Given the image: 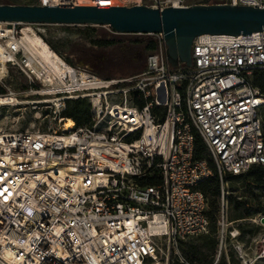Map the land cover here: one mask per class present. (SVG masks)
I'll return each instance as SVG.
<instances>
[{
	"label": "built area",
	"instance_id": "obj_1",
	"mask_svg": "<svg viewBox=\"0 0 264 264\" xmlns=\"http://www.w3.org/2000/svg\"><path fill=\"white\" fill-rule=\"evenodd\" d=\"M31 1L102 6L101 0ZM212 3L264 8V0L107 6ZM20 25L0 22V83L11 66L48 86L22 43ZM151 35L157 45L139 73L103 78L66 64L53 77L62 104L88 100V124L71 119L66 129L63 118L44 133L0 127V264H192L180 245L208 233V201L197 185L213 174L206 159L195 157L196 134L221 182L226 173L264 165V94L251 81L255 70H264V31L197 36L191 66L178 61L176 67L167 61L163 35ZM223 192L221 186V238L228 224ZM234 248L242 257L241 246Z\"/></svg>",
	"mask_w": 264,
	"mask_h": 264
},
{
	"label": "rangeland",
	"instance_id": "obj_2",
	"mask_svg": "<svg viewBox=\"0 0 264 264\" xmlns=\"http://www.w3.org/2000/svg\"><path fill=\"white\" fill-rule=\"evenodd\" d=\"M31 0H0L3 4H30ZM88 25H54V24H21L17 30L28 29L35 32L46 44L51 42L59 52L53 51L66 63L65 58L71 59L74 64L97 74V72L108 74L125 66L126 61L138 62L141 59L136 48L126 45H116L107 48H100L94 44L97 38L87 30ZM99 30L107 31L103 26H90ZM46 40V41H45ZM48 45V44H47ZM49 46V45H48ZM50 47V46H49ZM51 48V47H50ZM127 75H114L116 77ZM27 86L21 89V86ZM6 93L2 96H11L15 101L9 105L0 106V127L5 131H28V132H49L62 123L64 117L61 111L64 104L56 98V95L43 93L50 89V86L41 87V84L31 82L22 72L15 67H7L4 79L0 83ZM46 91V92H47ZM9 92L13 93L9 95ZM69 100V99H67ZM224 202L228 199L230 183H223ZM243 183H236L233 186H241ZM259 193L258 189H253ZM264 201V196L259 197ZM226 203V202H225ZM264 214L257 215L250 219V223L256 228L253 233L241 235L238 231V224L243 222H230L224 227L222 238L220 233L213 235V241L206 244L205 238H194L183 242L180 245L181 252L189 258L192 264H215L218 259L224 258L227 264H264V223L261 218ZM241 246L242 257L235 250V246ZM166 247V245H164ZM190 246L193 254L189 251ZM233 259V260H232ZM211 260H213L212 263ZM175 259L169 262L173 264ZM178 264H181L178 262Z\"/></svg>",
	"mask_w": 264,
	"mask_h": 264
},
{
	"label": "water",
	"instance_id": "obj_3",
	"mask_svg": "<svg viewBox=\"0 0 264 264\" xmlns=\"http://www.w3.org/2000/svg\"><path fill=\"white\" fill-rule=\"evenodd\" d=\"M0 22L54 25H108L120 34L161 33L166 58L172 67L178 61L191 66L195 37L239 35L264 31V8L230 4H193L162 9L141 6H40L1 4ZM136 94V91H134ZM264 223V217L261 218Z\"/></svg>",
	"mask_w": 264,
	"mask_h": 264
},
{
	"label": "trees",
	"instance_id": "obj_4",
	"mask_svg": "<svg viewBox=\"0 0 264 264\" xmlns=\"http://www.w3.org/2000/svg\"><path fill=\"white\" fill-rule=\"evenodd\" d=\"M87 30L94 34L97 38L94 40L100 48H107L116 45H126L140 53L141 59L138 62L126 61L125 66L117 68L116 71L103 74L97 72V75L103 78H114V75H132L139 73L145 68V58L148 53L152 52L157 45L155 38L152 35H137V34H119L109 35L104 30H99L87 26ZM46 41V40H45ZM47 44L55 52L59 50L49 41ZM65 60L74 64L71 59L65 58ZM121 77V76H119ZM252 83L258 87L262 94H264V70H255L252 75ZM27 86H21V89H26ZM6 93V90L0 86V94ZM64 118L72 119L77 126H84L91 120V108L87 99L75 98L66 100L65 108L61 111ZM262 124L264 129V109L262 111ZM195 157L196 159H206L211 167L213 174L200 181L197 185V189L200 190L208 201L207 216L209 220L208 233L198 238H205L206 244L209 245L213 241L212 236L217 234L218 231V219L220 212V191L225 181L230 183L229 191L234 194H229L228 199L225 200L226 205V221L230 222H243L238 224V231L241 235L245 233H253L255 226L251 224L250 219L257 215L264 214V201L260 200V196H264V165H255L251 167L247 172L239 175H232L226 173L223 175L222 182L216 173L213 162L207 155L206 147L196 134L195 136ZM236 183H243L241 186H233ZM253 189H258L259 193H254ZM195 247L190 246L189 251L193 254L192 249ZM233 260V259H232ZM213 260H211L212 263ZM173 264H178V261H174ZM215 264H227L224 258L218 259Z\"/></svg>",
	"mask_w": 264,
	"mask_h": 264
},
{
	"label": "bare ground",
	"instance_id": "obj_5",
	"mask_svg": "<svg viewBox=\"0 0 264 264\" xmlns=\"http://www.w3.org/2000/svg\"><path fill=\"white\" fill-rule=\"evenodd\" d=\"M119 0H101L102 6L118 4ZM22 43L27 48L33 60L37 61L41 68H37V73L43 72L45 77L49 80L47 83L50 86L48 91L43 93H56L57 88L51 86L54 82L53 77H59L66 71V63L35 33L28 29L22 30ZM46 80V78H45ZM15 99L11 96L0 97V105H9ZM72 125V120L66 118L65 128L69 129Z\"/></svg>",
	"mask_w": 264,
	"mask_h": 264
}]
</instances>
